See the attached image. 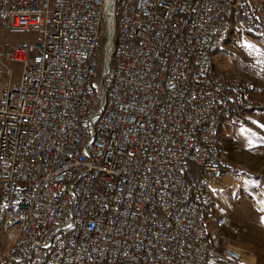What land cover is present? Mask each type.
I'll return each instance as SVG.
<instances>
[{"label":"built area","instance_id":"1","mask_svg":"<svg viewBox=\"0 0 264 264\" xmlns=\"http://www.w3.org/2000/svg\"><path fill=\"white\" fill-rule=\"evenodd\" d=\"M235 30L264 43L263 0H0V264H253L207 225L224 122L264 108L216 67Z\"/></svg>","mask_w":264,"mask_h":264},{"label":"crops","instance_id":"2","mask_svg":"<svg viewBox=\"0 0 264 264\" xmlns=\"http://www.w3.org/2000/svg\"><path fill=\"white\" fill-rule=\"evenodd\" d=\"M216 67L226 72L224 60L219 61V63L218 60H216ZM259 88L260 90L256 89L261 95L263 93V86ZM245 124H249L252 127L246 128ZM254 130H257L258 134L264 138V110H247L245 112V120L240 123L229 121L228 128L224 130L223 134L225 135L226 133V135L231 137L235 136V140L232 141H238L243 139L242 136L249 138ZM229 136L227 138H229ZM231 150L232 152L229 153L230 149L225 148V146L222 147L224 157L232 163L241 177L239 185L240 194L238 197L232 195L230 191L220 194L216 198V202L213 206L215 208V213L212 218L210 217L209 211L207 225L210 230L215 231L216 221L218 219H229L231 221V226L218 231L221 239L240 253L248 256L253 264H264V211L260 209L264 207V190L260 189L262 184L259 179H256L257 175L250 172L242 163L237 161L238 158L235 156L236 154L233 155V153L238 152V149L234 150L231 148ZM262 152H264V149L260 151L257 157H247L259 159ZM230 155L233 156L231 157ZM254 183L259 185L258 192L251 191V186ZM249 194L255 195L253 198H250ZM256 238H263L261 239V246H254V244H252V241ZM212 264L225 263L221 260H215Z\"/></svg>","mask_w":264,"mask_h":264},{"label":"rangeland","instance_id":"3","mask_svg":"<svg viewBox=\"0 0 264 264\" xmlns=\"http://www.w3.org/2000/svg\"><path fill=\"white\" fill-rule=\"evenodd\" d=\"M3 38L9 43H18L32 41L35 39V35L24 31H5L3 32ZM216 60H218V63L224 60L226 73L232 74L238 72L239 69H244L249 72L248 75H245L246 78L253 81L257 89L260 90L259 87L264 85V83L261 82V79H264V43L258 39L242 35L239 31L235 30L232 32L226 47L218 52ZM20 72L21 66L13 65L11 73L6 75L4 81L11 80L14 84L17 83ZM229 121L231 120H225L221 131V147L225 146V148L230 149L229 153L232 152L231 148L234 150L238 149V152L233 153V155L236 154L235 156L238 158L237 161L242 163L250 172L257 175L256 179H259L262 184L260 189L264 190V161L261 157L259 159L253 158L257 157L260 151L264 149V138L258 134L257 130H254L249 138L242 136L243 139L232 141L235 140V136L231 137L226 135V133L225 135L223 134L224 130L228 128ZM245 127L251 128L252 126L245 124ZM228 136L229 138H227ZM225 142H227L228 145ZM233 155L230 156L232 157ZM247 156L253 157L248 158ZM188 177L190 181L196 182L200 178V170L196 166H191ZM249 195L250 198H253L255 194ZM260 209L264 211V207ZM214 213L215 208L212 207L210 210L211 218ZM261 239L263 238H256L252 241V244H254V246H261Z\"/></svg>","mask_w":264,"mask_h":264},{"label":"trees","instance_id":"4","mask_svg":"<svg viewBox=\"0 0 264 264\" xmlns=\"http://www.w3.org/2000/svg\"><path fill=\"white\" fill-rule=\"evenodd\" d=\"M262 111L264 110V108L263 109H261Z\"/></svg>","mask_w":264,"mask_h":264},{"label":"bare ground","instance_id":"5","mask_svg":"<svg viewBox=\"0 0 264 264\" xmlns=\"http://www.w3.org/2000/svg\"><path fill=\"white\" fill-rule=\"evenodd\" d=\"M110 5H111V3H110Z\"/></svg>","mask_w":264,"mask_h":264}]
</instances>
